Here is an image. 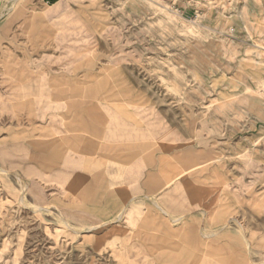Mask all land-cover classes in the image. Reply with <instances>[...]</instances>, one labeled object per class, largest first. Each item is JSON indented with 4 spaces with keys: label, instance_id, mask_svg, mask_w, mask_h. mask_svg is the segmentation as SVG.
I'll use <instances>...</instances> for the list:
<instances>
[{
    "label": "rangeland",
    "instance_id": "374dc122",
    "mask_svg": "<svg viewBox=\"0 0 264 264\" xmlns=\"http://www.w3.org/2000/svg\"><path fill=\"white\" fill-rule=\"evenodd\" d=\"M0 148V264H264V0H0Z\"/></svg>",
    "mask_w": 264,
    "mask_h": 264
},
{
    "label": "crops",
    "instance_id": "0c3cea01",
    "mask_svg": "<svg viewBox=\"0 0 264 264\" xmlns=\"http://www.w3.org/2000/svg\"><path fill=\"white\" fill-rule=\"evenodd\" d=\"M47 107H49V105ZM57 132L59 133L60 131H57ZM63 136H64V138H67V139H76V140H83V139L87 138L84 133H78L77 131H72L70 133L68 132V133L64 134ZM70 154L72 155V153H70ZM10 156H11V153L9 152L8 149L0 148V159L7 158ZM65 162H66L65 167H64V170L61 172V174L63 172H65L66 170L74 169L77 166V162L73 161V159L67 158ZM184 169H187V168H184ZM184 169L175 173V176L186 177V176H189L193 172L192 171L190 173L183 174V171H185ZM111 176H112L113 180L118 179L119 178V169L114 168V171L112 172ZM171 180L172 179H170V181Z\"/></svg>",
    "mask_w": 264,
    "mask_h": 264
},
{
    "label": "bare ground",
    "instance_id": "6f19581e",
    "mask_svg": "<svg viewBox=\"0 0 264 264\" xmlns=\"http://www.w3.org/2000/svg\"><path fill=\"white\" fill-rule=\"evenodd\" d=\"M259 46V45H258ZM185 170V169H184ZM184 172V171H183Z\"/></svg>",
    "mask_w": 264,
    "mask_h": 264
}]
</instances>
